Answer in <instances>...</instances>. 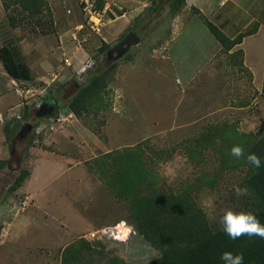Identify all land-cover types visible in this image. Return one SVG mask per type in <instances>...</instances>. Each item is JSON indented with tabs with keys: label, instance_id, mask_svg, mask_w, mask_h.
Returning <instances> with one entry per match:
<instances>
[{
	"label": "rangeland",
	"instance_id": "1",
	"mask_svg": "<svg viewBox=\"0 0 264 264\" xmlns=\"http://www.w3.org/2000/svg\"><path fill=\"white\" fill-rule=\"evenodd\" d=\"M107 3L113 21L99 32L85 26L75 37L76 26L87 22L82 0H0V46L12 40L20 48L32 74L24 85L33 87L13 117L22 120L27 108L24 123L33 127L12 142L13 159L0 169V202L14 198L12 208L0 204V231L4 222L14 230L5 246L9 256L1 252L4 264L154 260L159 250L134 223L131 184L142 188L147 180L142 185L135 176L143 167L126 163L133 153L146 162L150 181L189 189L213 232L240 215L250 197L251 168L241 148L264 134V4L250 13L221 0H97V7ZM205 19L230 40L242 35L241 42L226 50ZM60 30H71L72 41L95 59L80 79L64 61L67 54L57 51ZM130 32L138 41L119 47ZM102 41L109 48L99 53ZM64 69L69 72L60 75ZM97 76L104 86L93 87L75 115L65 104ZM49 97L60 108L49 119L39 117L37 102ZM211 127L227 129L213 134L216 142L208 146L202 137L209 138ZM52 133L69 156V171L66 161L49 158L33 166L39 147H52L46 142ZM33 168L30 183L12 190L19 172ZM26 190L39 191L36 201ZM108 228L129 236L102 234ZM60 233L65 240L51 247Z\"/></svg>",
	"mask_w": 264,
	"mask_h": 264
},
{
	"label": "trees",
	"instance_id": "2",
	"mask_svg": "<svg viewBox=\"0 0 264 264\" xmlns=\"http://www.w3.org/2000/svg\"><path fill=\"white\" fill-rule=\"evenodd\" d=\"M22 6L29 8L23 3ZM205 24L228 51L242 40V35H239L238 39L230 40L207 19ZM108 48L109 44L102 41L98 52H104ZM0 60L11 77L16 80L31 81V69L24 60L20 48L12 40L1 44ZM101 81V77H93L69 103L65 104V107L75 115H80L81 99L93 87L104 86ZM51 98L56 97H49L46 101ZM28 117L29 110L26 108L22 120H15L13 126L7 124L4 127L8 142L14 139ZM222 129L225 130L227 127H211L207 133L209 138L202 137L206 145L216 142L212 136ZM32 141L31 135L29 142ZM241 153L244 162L251 168V174L246 180L250 197L244 203L242 213L215 232L211 230L205 212L198 206L189 189L174 191L159 186L157 182L147 179L151 172L145 169L146 162L141 159L138 152L127 155L126 160L130 161L126 163H133L144 169L135 174L137 181L143 185L147 180L148 185L140 188L141 186L131 184L134 189L132 208L138 216L134 221L135 226L144 239L159 250V255L148 264H264V134L253 142L248 141L241 148ZM8 163V160H0V169ZM127 173L131 175L132 171L129 174L127 170ZM29 175L27 169H22L11 189L21 187ZM142 190H145L144 196Z\"/></svg>",
	"mask_w": 264,
	"mask_h": 264
},
{
	"label": "crops",
	"instance_id": "3",
	"mask_svg": "<svg viewBox=\"0 0 264 264\" xmlns=\"http://www.w3.org/2000/svg\"><path fill=\"white\" fill-rule=\"evenodd\" d=\"M214 1H217V0H214ZM226 3L227 4L230 3L233 7H235L238 10L240 9L244 11L245 13H250L254 5L257 6V5L264 4V0H223V1L221 0V5L226 4ZM71 34H72L71 30H60L58 32L59 41L57 42L56 45H57L58 52H59L58 48L62 49V55H61L62 57L64 56V54H67L65 56H68L70 58L71 65L69 66L71 67L68 66V68H70L72 73L74 71L73 74L76 76V72L79 69L81 62L85 59V57L88 56V52H86V49L84 46L79 47L74 43V41H72ZM68 72H66L65 70L60 75L64 76ZM29 82L30 80L29 81L16 80L15 78L11 77L6 71L2 61L0 60V115L4 116L3 121L0 119V160L10 161L13 159L12 156L14 154H12L13 151L11 149V146L13 144L12 142L19 139L18 133L14 137V139L8 142L5 131H4V127L7 124H9L10 126H13L15 122V118L13 117L15 114H19L18 111L20 107V102L22 100V96H24L25 99L31 98L33 96V87L24 85L26 83L29 84ZM20 85L25 86V89H22ZM49 118L50 117H47V119ZM50 136L51 137L46 138V142L48 145L52 147L50 148L48 147L47 149L49 150H45L40 146L39 148L41 152L38 150L36 151V153L35 151L32 152L33 154L35 153V156H33L35 158H31L32 163L34 164L32 165L35 166L36 162L34 163V161H36L37 159L49 158L54 161H60L61 163H65L66 161L67 163L65 164H66L67 171L71 170L70 167L68 166L69 162L67 161L69 158V156H67L68 154L65 153L66 151L64 150V148H61L60 145H56L53 143V142H56L57 144L59 143V140H60V138L58 137L59 135L52 133ZM57 138H59V140H57ZM33 172H34V168L30 171V175L28 176V178L25 180V182L22 185H24L26 181L30 183V180L35 177ZM73 173H75V171H73ZM25 193L30 194L31 197L33 198L35 197L34 200L36 201V197L38 196L39 191L33 192V191L26 190ZM13 200L14 198L6 197L3 200H1L0 204L7 203V205L12 208V203L10 204L9 202H12ZM2 226H3L2 230L0 231V264H4L1 258L3 256L5 257V255H2L1 252L3 254L5 252L6 256H9V251L5 249V246L11 243L12 236L14 234V230H13V227L10 225V222L8 223L4 222ZM64 240H65V237H63L62 234L60 233L58 237H55L54 241L52 242L53 244L55 243L57 244L55 246L51 245V247H54V248L56 246L59 247V245H61V242H63ZM26 244L32 245V241L29 239V241Z\"/></svg>",
	"mask_w": 264,
	"mask_h": 264
},
{
	"label": "built area",
	"instance_id": "4",
	"mask_svg": "<svg viewBox=\"0 0 264 264\" xmlns=\"http://www.w3.org/2000/svg\"><path fill=\"white\" fill-rule=\"evenodd\" d=\"M82 4H83V12H84L85 16L87 17V22H85L84 24H82V23L78 24L75 28V32L73 33V36L77 37L76 35L85 26L89 27L91 30L99 32L101 27H103L107 22L113 21V18L109 17L108 11H111L113 14H115V13L112 11V9L108 3L106 4L105 7L101 8V9L97 7V0H82ZM124 15L125 14L123 13L122 16H124ZM115 17H117V15ZM81 45H82L81 41L78 40V46L82 47ZM64 61L68 65L71 64L70 58L68 56H66L64 58ZM94 65H95V59L92 56L85 57V59L81 62V65L76 72V79L82 78L83 75L85 73H87ZM43 103L44 102H42V101H38L37 107L40 108L43 105ZM0 119L3 121L4 116L0 115ZM26 203H27V201L24 202V204H26ZM101 232H102V234H106L109 236L113 235V236H115L117 238H121V239H123V238L127 239V236H129V233L124 234L122 230H119V229L116 230L114 228L113 229L108 228V231L102 230ZM94 237H96L95 232L91 233V238H94Z\"/></svg>",
	"mask_w": 264,
	"mask_h": 264
},
{
	"label": "water",
	"instance_id": "5",
	"mask_svg": "<svg viewBox=\"0 0 264 264\" xmlns=\"http://www.w3.org/2000/svg\"><path fill=\"white\" fill-rule=\"evenodd\" d=\"M137 42L138 38L136 37L135 33L130 32L128 35L124 37V39L119 43V47L128 44L129 42ZM60 108L58 100L56 98H51L43 103V105L37 110V115L39 117H47L56 113ZM33 125L30 122H25L21 127L20 131L18 132V138L24 137L26 133L31 131ZM13 154V153H12Z\"/></svg>",
	"mask_w": 264,
	"mask_h": 264
}]
</instances>
